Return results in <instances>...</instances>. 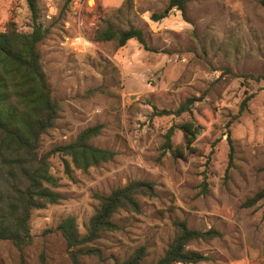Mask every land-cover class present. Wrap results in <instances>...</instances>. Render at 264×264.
I'll return each instance as SVG.
<instances>
[{
    "label": "rangeland",
    "instance_id": "rangeland-1",
    "mask_svg": "<svg viewBox=\"0 0 264 264\" xmlns=\"http://www.w3.org/2000/svg\"><path fill=\"white\" fill-rule=\"evenodd\" d=\"M169 0H39L49 28L37 48L59 108L41 136L38 152L74 141L89 126L101 125L90 142L112 149L115 157L88 170H64L53 155L51 170L64 197L35 209L33 240L21 252L0 240L1 264H72L58 224L77 218L82 234L107 194L134 179L153 181L156 195H138L140 211L120 208L118 228L103 231L82 253V264H122L144 246L143 263L163 256L177 234L175 221L190 228L219 231L191 240L188 249L206 259L173 264H264V199L246 204L264 187V5L260 0H192L185 14L166 12ZM165 12L160 20L152 13ZM15 22L31 31L25 0H0V31ZM141 28L138 40L123 46L97 41V29ZM247 91V92H246ZM252 94L240 111L243 98ZM186 104L188 110L174 113ZM166 109L173 113H158ZM191 124L195 140L186 138ZM173 128L171 150L163 151ZM233 156L230 157V141ZM0 158V186L8 194L24 179L18 155Z\"/></svg>",
    "mask_w": 264,
    "mask_h": 264
},
{
    "label": "trees",
    "instance_id": "trees-1",
    "mask_svg": "<svg viewBox=\"0 0 264 264\" xmlns=\"http://www.w3.org/2000/svg\"><path fill=\"white\" fill-rule=\"evenodd\" d=\"M25 1L31 11L32 30L21 31L15 22H10L5 30L0 31V158L6 163H11L12 160L7 155L15 153L18 157L13 161L26 165L24 179L13 181L8 194H5L0 186V240L11 241L21 252L33 240L31 231L33 211L57 203L64 197L57 190L59 178L51 170L50 158L55 154L63 156L65 173L72 177L73 168L86 171L92 166L112 160L116 155L114 150L95 146L90 142L93 136L100 133L101 125L89 126L79 133L74 141L39 154L41 136L52 126L59 102L53 95L37 48L49 28L41 21L39 0ZM190 1L192 0H169L166 12L177 8L185 14ZM260 1L264 5V0ZM151 16L154 20H160L166 13L154 12ZM94 39L114 40L118 46L125 45L130 39H136L146 49L149 48L143 30L135 26L117 29L113 24L107 23L103 28L96 30ZM250 76L256 80L264 79V74ZM251 98L252 94L243 98L240 111L247 107ZM186 110L187 105L182 104L175 112L162 109L158 113L179 114ZM185 128L186 138L192 143L196 136L191 124H187ZM172 134L173 128H170L165 135L164 152L173 147ZM229 141L232 157L231 137ZM3 167L0 165V170ZM141 194L156 195L155 183L134 179L107 194L96 193L99 205L90 217L84 234L80 232L76 216L70 214L61 219L57 228L66 240L72 264H82L80 258L82 253H99L98 248L88 247L89 244L98 239L103 231L118 228L112 218L118 209L140 211L138 195ZM261 199H264V187L246 204L253 205ZM174 224L177 234L165 254L157 261L147 264L194 263L206 259L204 254L188 249L189 242L219 235V231L213 228L208 230L190 228L184 220L175 221ZM145 256V247L141 246L122 264H146L143 263Z\"/></svg>",
    "mask_w": 264,
    "mask_h": 264
},
{
    "label": "bare ground",
    "instance_id": "bare-ground-1",
    "mask_svg": "<svg viewBox=\"0 0 264 264\" xmlns=\"http://www.w3.org/2000/svg\"><path fill=\"white\" fill-rule=\"evenodd\" d=\"M94 0H90V2H93Z\"/></svg>",
    "mask_w": 264,
    "mask_h": 264
}]
</instances>
